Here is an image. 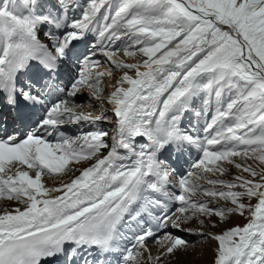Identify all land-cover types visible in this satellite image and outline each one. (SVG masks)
<instances>
[{"label": "snow or ice", "instance_id": "6c2138e0", "mask_svg": "<svg viewBox=\"0 0 264 264\" xmlns=\"http://www.w3.org/2000/svg\"><path fill=\"white\" fill-rule=\"evenodd\" d=\"M0 200V264H264V0H0Z\"/></svg>", "mask_w": 264, "mask_h": 264}, {"label": "rangeland", "instance_id": "374dc122", "mask_svg": "<svg viewBox=\"0 0 264 264\" xmlns=\"http://www.w3.org/2000/svg\"><path fill=\"white\" fill-rule=\"evenodd\" d=\"M117 55H120V56L122 55L125 58L124 60H127L128 59L127 57H125L123 55L122 52L117 53ZM102 63H104V65H106V67L108 65L111 68V69H109V70H111V71H109V72H111V75L110 76L109 75L104 76V78L100 81L102 84L108 85V83L112 82V80H113L112 78L115 77V79H116V78L119 77V72L120 71H117L118 69L114 68L113 66H110L108 64V62H102ZM107 71L108 70L106 69V72L105 73H107ZM116 73H118V74L116 75ZM113 82H116V80H114ZM113 82L110 85H108V86H110L108 88H112L111 86L114 84ZM105 94H107V91H105L104 95ZM89 108L91 109L92 112H95V111L98 110L99 105H96L95 102H93V106L92 107H89ZM107 110H106V112H107ZM108 131L111 134V131H112L111 124H109ZM75 166L78 167L80 165H75ZM233 171H235V170L233 169ZM223 178L224 179H230L231 177H227L226 176V177H223ZM44 182H48L47 183L48 186H55V185L57 186L58 185L57 183L54 184V182L52 180L48 179L47 177L44 178ZM243 222H244L243 221V218H241L239 216H232L227 222L221 223L217 229H214V231H219L220 228L231 227V226H234L237 223H243ZM193 226H195V225H193ZM176 234L181 235V236H185L186 239H188L191 243H193L195 245V249L193 250L192 248H190L187 253L178 252L176 254V256L171 259L170 264H209V262L211 260V252H208L207 255H203V256L200 255L201 251L204 248L207 247V245L205 244V242L200 237L189 236L186 233H176ZM152 248H153L154 253H155L156 245L153 244Z\"/></svg>", "mask_w": 264, "mask_h": 264}, {"label": "bare ground", "instance_id": "6f19581e", "mask_svg": "<svg viewBox=\"0 0 264 264\" xmlns=\"http://www.w3.org/2000/svg\"><path fill=\"white\" fill-rule=\"evenodd\" d=\"M102 59H101V61L102 62H107V60L105 59V58H103V57H101ZM116 59H119V60H124L125 58L121 55H117L116 54V57H115ZM109 64V63H108ZM110 65V64H109ZM106 69L108 70L107 72H109V71H111V70H109V69H111L108 65H107V67H106V65H104V63H102L101 64V66H99V67H97L96 68V70L95 71H93L94 73L95 72H106ZM117 71H120L119 69L117 70ZM118 73H116V75H117ZM130 75H132L133 73H129ZM120 75H121V72H119V77H120ZM118 77V78H119ZM115 78V77H114ZM114 78H112L113 80H112V82L114 81V80H116V79H118V78H116V79H114ZM112 82H110V83H108V85H110ZM113 83H115V82H113ZM101 86H103V87H105V85L106 84H100ZM107 85V86H108ZM108 87H110V86H108ZM112 87V86H111ZM109 89V90H108ZM104 90L105 91H107L108 93L110 92V91H112V88H104ZM103 99V98H102ZM89 110H91V109H87V108H84L83 109V111L84 112H91V111H89ZM101 111H105V109H102L100 106H99V108H98V110L97 111H95L94 112V114H99V113H101ZM92 113V112H91ZM71 164L72 163H70L69 164V166H71ZM73 165V164H72ZM83 166V164H81L80 166H78V167H82ZM75 168V167H74ZM77 174V173H76ZM75 174V175H76ZM68 176V177H67ZM71 178H73V175L71 174V173H69V174H67V175H64L63 176V179L64 180H70ZM45 183V186L46 187H57L56 185L55 186H48V182H44ZM55 184V183H54ZM51 185V184H50ZM0 206H6V207H8V208H12V207H14L15 206V204H14V202H7V201H4V200H0Z\"/></svg>", "mask_w": 264, "mask_h": 264}]
</instances>
